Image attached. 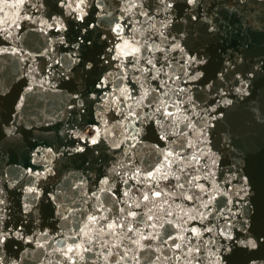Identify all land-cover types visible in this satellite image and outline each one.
<instances>
[{
    "label": "water",
    "instance_id": "water-1",
    "mask_svg": "<svg viewBox=\"0 0 264 264\" xmlns=\"http://www.w3.org/2000/svg\"><path fill=\"white\" fill-rule=\"evenodd\" d=\"M170 2L0 0V264H264V0Z\"/></svg>",
    "mask_w": 264,
    "mask_h": 264
},
{
    "label": "snow or ice",
    "instance_id": "snow-or-ice-1",
    "mask_svg": "<svg viewBox=\"0 0 264 264\" xmlns=\"http://www.w3.org/2000/svg\"><path fill=\"white\" fill-rule=\"evenodd\" d=\"M58 2L71 8L72 3H74L75 0H58ZM185 3L186 5L197 6L201 3V0H185ZM82 5H86V0H79V3H76L75 10H79L81 13H83ZM166 7H171L170 0H169V3L166 4ZM144 14L147 15V13H144ZM80 18L83 19V15ZM190 18L193 21L197 20L196 15H192ZM84 27L85 29H87L88 25H85ZM117 30H122L120 28V25H117ZM207 31L210 33H215L218 31V29L215 24L209 21L207 24ZM172 40L174 42V49L182 50L181 45L178 42H176L177 38L173 37ZM229 47H231V45H229ZM139 51H140L139 48H134L131 53H126V54H131L135 56L137 53H139ZM148 63L151 64L152 61L149 60ZM206 63H208V61L204 59L203 54L199 57L195 55L187 57V64L189 67L193 65L198 66V65L206 64ZM242 65H243L242 56L235 55L234 53H229L227 58L224 60L222 67L218 68L215 71L213 76L207 78L208 80L212 81L211 83L208 84V87L212 89V91L216 93V97H218V99L214 98L212 101V104L215 105L216 107H212L210 109L209 111L210 119L219 120V119L224 118L225 113H224L223 108L220 107V105L221 104L223 105L232 104L233 101L227 98L232 92L237 93L239 96L247 95L248 77L254 76L256 74V71L251 68H243L242 70ZM85 68L86 70H91L93 68V65L85 64ZM258 69L260 72H264V63H259ZM204 76H205V73L202 71H199V69L196 68L192 71V73L189 75L188 78L192 80H196ZM91 142L95 144L96 139H92ZM78 150L82 151L83 149H78ZM244 181H245L246 187L245 189H242V190L244 191V195L246 196L248 194L247 193V177L244 178ZM28 191L34 192L35 189L29 188ZM157 195H159V193H157ZM0 204H3V200H0ZM204 206L208 207V204H205ZM25 207L27 208V205ZM193 231H195V229H193ZM8 239H9L8 234L4 231H0V246H3L6 240ZM240 243H242L245 247H249L252 249L257 248L258 246L255 240H247L246 242L241 241ZM177 247H179V245H177ZM74 251H76V249H73V248L68 249V252H74Z\"/></svg>",
    "mask_w": 264,
    "mask_h": 264
}]
</instances>
